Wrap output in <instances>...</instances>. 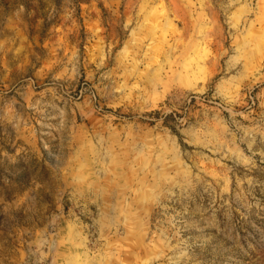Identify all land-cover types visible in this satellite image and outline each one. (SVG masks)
<instances>
[{
	"label": "rangeland",
	"instance_id": "1",
	"mask_svg": "<svg viewBox=\"0 0 264 264\" xmlns=\"http://www.w3.org/2000/svg\"><path fill=\"white\" fill-rule=\"evenodd\" d=\"M0 264H264V0H0Z\"/></svg>",
	"mask_w": 264,
	"mask_h": 264
}]
</instances>
